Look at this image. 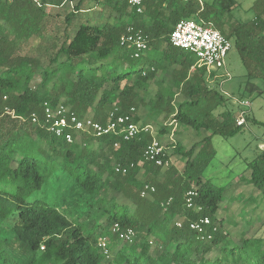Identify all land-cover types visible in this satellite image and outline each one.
<instances>
[{
	"label": "trees",
	"instance_id": "16d2710c",
	"mask_svg": "<svg viewBox=\"0 0 264 264\" xmlns=\"http://www.w3.org/2000/svg\"><path fill=\"white\" fill-rule=\"evenodd\" d=\"M86 1L111 7L114 21L87 19L59 44L58 35L51 36L57 51L43 65L40 57L20 53V48L42 35L49 16L43 6L50 1L0 0V264H264V236L257 231L232 238L217 215L227 188L203 178L216 154L213 137L234 136L242 127L234 111H219L226 95L209 84L214 74L196 66L194 53L170 42L182 19L211 24L232 41L248 75L264 80V0L252 6V19H234L228 31L225 19L233 14L237 0H144L143 12L126 0H78L66 22ZM128 26L142 29L149 38L140 59L132 58V47L121 42ZM159 70L170 71L171 84L157 78ZM152 83L158 89L148 101ZM177 93L184 96L178 103ZM45 101L63 103L81 117L91 110L101 122L112 111L131 112L140 121L139 108L149 105V116L164 114L197 134H207L189 148L180 141L172 143L185 167L179 173L170 164L161 178L164 168L145 156L152 134L141 132L131 139L122 134L84 135L82 143H67L43 123L32 122L33 112L42 116ZM254 121L264 127V121ZM169 130L163 126L159 133ZM117 165L126 171L116 170ZM247 168L250 176L244 181L264 200V148ZM59 170L56 182L64 175L71 180L62 203L28 200ZM147 183L156 187L151 198L141 196ZM193 186L200 211L185 206L184 195ZM75 190L77 200L85 197L84 205L76 200L68 205ZM170 197L173 201L163 207ZM203 216L218 226L216 231L205 227L204 233L213 234L210 240L189 227L190 220ZM177 218L185 219L183 227L176 225ZM9 219L12 224L1 225ZM114 223L134 228L136 239L119 241L112 231ZM100 236L108 237L109 256L97 246ZM215 248L219 252L209 256Z\"/></svg>",
	"mask_w": 264,
	"mask_h": 264
},
{
	"label": "rangeland",
	"instance_id": "374dc122",
	"mask_svg": "<svg viewBox=\"0 0 264 264\" xmlns=\"http://www.w3.org/2000/svg\"><path fill=\"white\" fill-rule=\"evenodd\" d=\"M40 3L41 0H36ZM50 3L43 7L49 12L45 20V26L41 36H34L26 41L20 48V53L38 56L43 65H47L50 58L55 55L57 48L53 45L54 38L58 35V44L63 40L64 35L73 36L79 27V24L90 19L94 22H105V19L113 22L114 11L111 7L86 1L82 10L72 18L71 22H66V16L74 10L78 0H48ZM256 0H237V6L233 8V14L225 19L224 30L228 31L229 26L233 25L234 19L247 21L254 17L255 11L252 6ZM230 73L227 79L224 75L210 79V85L217 86L225 95L226 101L220 107L219 111L231 109L234 114L241 109L237 103L239 99H248L251 106L247 109L248 124L242 127V130L234 136L215 135L213 137V146L216 150L215 156L211 159L203 172V178L210 180L216 186H225L227 189L224 194V200L220 203L217 215L224 221V227L229 231L230 236L239 240L244 234L252 235L258 231L259 235L264 236V200L261 194L253 185L244 181L250 176L247 168V162L253 159L264 148V127L257 124L254 120L264 121V80L254 78L248 75V72L242 62L238 50L233 46L227 56V67L220 72ZM37 80L39 78L37 77ZM258 85L259 90L247 91L245 86ZM158 85H150L146 99L149 101L155 98ZM180 97V96H178ZM149 105L141 106L138 110L140 121L153 127L154 134L164 145L166 155L179 173H182L185 167V160L175 154L172 143L182 142L187 148L191 147L196 141L202 139L207 133L202 130L195 133L194 130L174 121L172 117L166 118L164 114L159 117H151L148 114ZM93 111H89L87 116H92ZM167 126L169 131L160 134L161 127ZM82 143V142H81ZM91 147H96L92 144ZM164 167L161 178L165 177ZM62 172L59 170L56 176L51 177L41 189L28 200H42L51 204L62 203L61 195L64 189L70 184L68 175H64L56 182ZM110 193L109 195H111ZM78 192H72L68 199V205L75 203L74 200L84 205L85 197L77 200ZM120 197V200L123 198ZM78 205L79 208H85ZM131 206H133L131 204ZM12 224L9 219L3 222ZM6 228V226H4ZM219 252L215 248L209 256H215Z\"/></svg>",
	"mask_w": 264,
	"mask_h": 264
},
{
	"label": "built area",
	"instance_id": "2783aa9c",
	"mask_svg": "<svg viewBox=\"0 0 264 264\" xmlns=\"http://www.w3.org/2000/svg\"><path fill=\"white\" fill-rule=\"evenodd\" d=\"M13 1V0H7ZM130 7L135 8L138 12L144 10V0H126ZM121 42L132 47L131 57L134 59L142 58L149 48V38L142 31L134 26H128L125 33L121 36ZM170 42L173 46L188 50L197 57L196 66L205 67L209 76L214 74L215 77L224 75L230 78V73L226 71L221 73L222 69L227 67V56L233 43L219 29L211 24H205L195 19H182L177 22L171 35ZM194 68V66H193ZM151 69H154L151 67ZM146 68L143 73L145 74ZM237 103L241 109L235 115V121L238 126H246L248 124L247 109L251 106L248 99H239ZM134 108H132V111ZM7 112L14 115V111L7 108ZM31 120L35 124L43 123L47 130L53 135L63 138L67 143H81L84 135L101 137L107 134H122L125 139L136 137L141 132H147L153 135L152 141L147 145L145 156L149 161H154L157 165L164 167L170 166V160H165V147L157 139L154 134L153 127L144 124L141 121H135L131 112L116 115L114 111L110 112L105 122L97 121L93 116H79L69 106L59 103L56 105L45 101L42 105V116L37 112H33ZM116 170L126 171V167L116 166ZM156 191V187L151 184H145L141 190V196L151 198ZM198 196V189L193 186L186 191L184 195L185 206L193 211H200L202 206L195 201ZM173 201L170 197L166 202L162 203L163 207L169 206ZM184 218H177L176 225L184 226ZM211 226L213 231L218 229L209 216H203L189 221V227L199 232L201 238L210 240L212 232L204 233V229ZM112 231L121 242L132 243L137 236V231L132 227L122 228L119 223H114ZM97 246L103 254L109 256L110 248L108 237L100 236L97 240ZM44 248V246H42Z\"/></svg>",
	"mask_w": 264,
	"mask_h": 264
},
{
	"label": "crops",
	"instance_id": "0c3cea01",
	"mask_svg": "<svg viewBox=\"0 0 264 264\" xmlns=\"http://www.w3.org/2000/svg\"><path fill=\"white\" fill-rule=\"evenodd\" d=\"M157 78L159 79H163L165 80L166 83L171 84V76H170V71H167L166 73L162 72L161 70H159L157 72ZM151 85H156L155 83H152ZM245 90L247 91H254V90H259V86L258 85H247L245 86ZM262 89L260 88L259 91H261ZM180 96V97H178ZM184 100V96L181 93H177L175 101L176 103L181 102ZM249 178V177H248ZM254 187V186H253ZM255 188V187H254ZM256 189V188H255ZM257 190V189H256ZM258 192L260 193V191L258 190Z\"/></svg>",
	"mask_w": 264,
	"mask_h": 264
}]
</instances>
